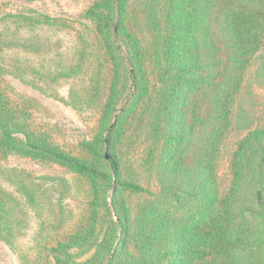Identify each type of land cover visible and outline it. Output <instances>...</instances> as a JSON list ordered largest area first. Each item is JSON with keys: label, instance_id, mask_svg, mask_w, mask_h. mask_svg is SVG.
<instances>
[{"label": "trees", "instance_id": "16d2710c", "mask_svg": "<svg viewBox=\"0 0 264 264\" xmlns=\"http://www.w3.org/2000/svg\"><path fill=\"white\" fill-rule=\"evenodd\" d=\"M128 5V0L96 2L86 14L93 30L78 21L40 15L0 16V66L46 86L69 80L80 101L107 87L104 110H110L124 81L116 39L136 58V88L140 84L143 90L126 114L136 115V145L144 148L136 175L149 178L155 170L159 193L123 185L146 197L136 202L143 225L132 241L130 227L124 228L119 218L122 233L106 264L121 261L131 249L153 264L151 254L165 247V264H189L205 254L223 264H264V130H244L226 198H218L215 179L217 155L233 127L232 107L247 71L253 61L264 71V54L257 55L264 37V0H142L136 10ZM66 32L68 47L58 40ZM67 60L71 66L64 75ZM152 77L158 83L154 97ZM183 92L194 101L176 111ZM184 111L182 129L177 125L183 122L169 123ZM27 120V113L13 108L0 90V155L16 151L70 169L87 180L90 205L100 197L102 182L120 177L119 164L102 168V139L85 145L93 160L72 158L31 131ZM45 194L30 175L0 166L2 238L15 240L32 211L43 218Z\"/></svg>", "mask_w": 264, "mask_h": 264}, {"label": "rangeland", "instance_id": "374dc122", "mask_svg": "<svg viewBox=\"0 0 264 264\" xmlns=\"http://www.w3.org/2000/svg\"><path fill=\"white\" fill-rule=\"evenodd\" d=\"M98 1L0 0V16L40 15L64 21H78L93 30L94 24L86 19V14ZM141 2L142 0H128V7L136 10L137 6H141ZM115 12L117 19V3ZM59 35L58 40L62 41L64 46L72 45L68 34ZM116 42L121 49L120 56L125 66L124 81L119 84V99L110 110H104L110 95L107 87L101 93L94 90L88 99L80 101L76 95H72V84L69 80H62L56 86H46L31 75L0 66V90L12 103L13 108L27 113V126L31 131L69 157L86 161L93 160V156L85 145L102 139L106 142L100 161L102 168L112 164H119L120 167V177H115L110 184L102 182L100 197L90 205L91 190L87 180L80 178L70 169L16 151L1 154L0 166L24 172L31 176L35 184L42 187L46 193V212H42V218L41 214H35L31 210L30 220L26 221L21 231H16L15 240L8 235L3 238L0 235V264H56V257L61 260V264H106L114 254V248L122 233L123 227L119 226V218L123 220L124 228L127 225L130 227L131 239L136 241V233L143 225L136 212V202L146 198L143 193L158 194L159 188L155 170L149 178L136 175L137 159L143 154L144 148L136 145V115L126 114L130 111L136 94L143 90V87L139 84L136 88V58L125 44L118 39ZM261 54H264V37L257 55ZM69 60L61 67L64 75L69 72ZM245 80L239 96L233 103V127L224 137L217 155L215 179L219 199L226 198L229 194L233 177V154L244 133L255 128L264 130V71L257 70L253 61ZM105 81L109 84L110 78H105ZM155 84L158 85L155 77H152L149 84L152 95L157 91L153 89ZM183 93L186 95L182 96V103L176 111L186 108L188 102L194 101V96L190 93ZM184 120L185 111L176 114L169 123L175 125L179 121L183 122L177 125L182 129ZM182 132L186 134V131ZM158 150L159 145L155 164L160 157ZM124 184L133 188L137 186L143 193L127 191L123 188ZM60 245L63 246L61 250ZM164 251H167L166 247L151 254V262L165 264V259H162ZM147 263H150L147 258L141 257L137 250L131 249L121 261L112 264ZM188 263L223 264L214 262L208 254L201 259L189 260Z\"/></svg>", "mask_w": 264, "mask_h": 264}]
</instances>
